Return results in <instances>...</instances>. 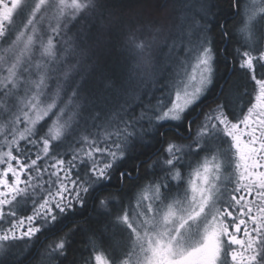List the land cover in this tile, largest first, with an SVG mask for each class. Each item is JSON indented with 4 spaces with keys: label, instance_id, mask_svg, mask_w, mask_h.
<instances>
[{
    "label": "snow or ice",
    "instance_id": "snow-or-ice-1",
    "mask_svg": "<svg viewBox=\"0 0 264 264\" xmlns=\"http://www.w3.org/2000/svg\"><path fill=\"white\" fill-rule=\"evenodd\" d=\"M229 10L231 28L215 0H0V264L43 233L34 264H264V0Z\"/></svg>",
    "mask_w": 264,
    "mask_h": 264
},
{
    "label": "trees",
    "instance_id": "trees-1",
    "mask_svg": "<svg viewBox=\"0 0 264 264\" xmlns=\"http://www.w3.org/2000/svg\"><path fill=\"white\" fill-rule=\"evenodd\" d=\"M244 0H241V5L243 4ZM215 2L220 6L222 9V21L225 22L229 28H231L233 25H235L239 17L234 14V11L229 10V5L231 3V0H215ZM124 39V34L120 29H116L113 32L112 37L110 38V43L106 46L105 50L100 54L101 58V68L103 70H109V69H117L119 65L123 62V53H122V41ZM235 41L231 42H225L224 45H221V47H228L230 50L235 47ZM232 65H225L222 62L219 65V83L224 84L225 91L227 92L228 88H231L234 93L239 95L240 93H243L244 87L247 86V78L242 75L241 72H233L231 71ZM98 75V74H97ZM97 87L98 82H97ZM220 93V87L219 85L213 90V93L209 96L208 100L205 101V104L211 103L212 99L216 96H218ZM244 100V97H241L239 100H236L237 106L240 105V103ZM193 119H197V122H199V111L192 113ZM69 142H65L62 147L67 148ZM156 147H159L157 145ZM130 163V162H129ZM115 184V182H114ZM115 191V187L111 189ZM130 195H135V189H132L129 193ZM31 206L30 202L28 205L24 207V210L19 212V215H26L28 214V208ZM81 213L80 216L76 217L75 220L83 221L85 219H88L89 222L94 224V221L91 220V217L94 215L92 211V202L91 200L88 203V206L84 209H78ZM66 230V229H65ZM91 233L87 232L86 229L82 230L80 233H78L75 236V242L73 244V251H70L69 254V260L75 256L77 260H79L81 257L87 259L90 255V249L93 246V242L89 241V236ZM55 237V234L53 233H43L40 234L38 237H34L31 241H21L17 242V247L14 249V252L19 254L22 250L26 248H30L32 252V256L28 257V259L25 261V264H34V262L37 259V253L42 250V247L44 243L48 240L50 237ZM108 236V242H110L113 246L118 247L120 244H122L124 241L122 240V237L116 233L113 234L111 232L107 233ZM96 245L99 246V241H95ZM33 244L35 247H33ZM67 264V262H65Z\"/></svg>",
    "mask_w": 264,
    "mask_h": 264
},
{
    "label": "rangeland",
    "instance_id": "rangeland-1",
    "mask_svg": "<svg viewBox=\"0 0 264 264\" xmlns=\"http://www.w3.org/2000/svg\"><path fill=\"white\" fill-rule=\"evenodd\" d=\"M246 2H247V0H244V1H243V4L246 3ZM243 4H242V5H243ZM65 149H66V148H64V147L61 146V149H60V150H61V151H64ZM27 208H28V211H26V212H28V214H31V206H29V207H27ZM28 214H26V215H28ZM20 215H21V214H20ZM33 238H34V237H33Z\"/></svg>",
    "mask_w": 264,
    "mask_h": 264
},
{
    "label": "flooded vegetation",
    "instance_id": "flooded-vegetation-1",
    "mask_svg": "<svg viewBox=\"0 0 264 264\" xmlns=\"http://www.w3.org/2000/svg\"><path fill=\"white\" fill-rule=\"evenodd\" d=\"M244 100H246V97H244ZM244 100H242V102L240 103V105L241 104H243V102H244ZM55 237H50V238H48V240L44 243V245L43 246H45L47 243H49L52 239H54ZM43 248V247H42Z\"/></svg>",
    "mask_w": 264,
    "mask_h": 264
}]
</instances>
